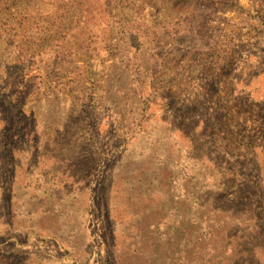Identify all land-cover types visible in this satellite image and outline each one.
Listing matches in <instances>:
<instances>
[{
    "label": "rangeland",
    "instance_id": "obj_1",
    "mask_svg": "<svg viewBox=\"0 0 264 264\" xmlns=\"http://www.w3.org/2000/svg\"><path fill=\"white\" fill-rule=\"evenodd\" d=\"M0 264H264V0H0Z\"/></svg>",
    "mask_w": 264,
    "mask_h": 264
}]
</instances>
